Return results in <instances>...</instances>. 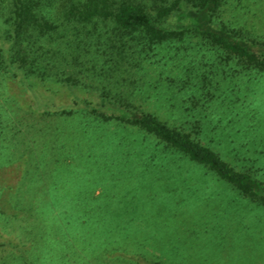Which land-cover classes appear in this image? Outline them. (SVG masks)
<instances>
[{"label":"rangeland","instance_id":"1","mask_svg":"<svg viewBox=\"0 0 264 264\" xmlns=\"http://www.w3.org/2000/svg\"><path fill=\"white\" fill-rule=\"evenodd\" d=\"M213 22L264 40V0H223ZM141 65L128 88L137 108L264 181V72L227 63L197 36ZM45 124L57 128L45 136L56 139L51 173L29 180L25 198L51 201L47 227L1 224L0 264H264V206L207 167L131 127L82 115Z\"/></svg>","mask_w":264,"mask_h":264},{"label":"trees","instance_id":"2","mask_svg":"<svg viewBox=\"0 0 264 264\" xmlns=\"http://www.w3.org/2000/svg\"><path fill=\"white\" fill-rule=\"evenodd\" d=\"M222 3L0 0V228L12 219L21 220L31 235L47 227L51 201L37 205L25 193L31 190L29 180L51 173L45 157L57 150L56 139L45 136L57 128L37 126L48 117L82 115L95 124L115 123L151 135L264 206V181L131 100L142 62L161 45L187 36L200 37L241 70L264 72V40L214 24ZM31 257L22 254L24 261Z\"/></svg>","mask_w":264,"mask_h":264}]
</instances>
